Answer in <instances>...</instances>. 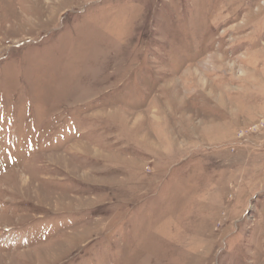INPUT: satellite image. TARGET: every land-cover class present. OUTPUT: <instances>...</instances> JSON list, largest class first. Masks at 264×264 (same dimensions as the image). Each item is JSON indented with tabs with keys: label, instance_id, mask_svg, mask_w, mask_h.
<instances>
[{
	"label": "rangeland",
	"instance_id": "rangeland-1",
	"mask_svg": "<svg viewBox=\"0 0 264 264\" xmlns=\"http://www.w3.org/2000/svg\"><path fill=\"white\" fill-rule=\"evenodd\" d=\"M0 264H264V0H0Z\"/></svg>",
	"mask_w": 264,
	"mask_h": 264
}]
</instances>
